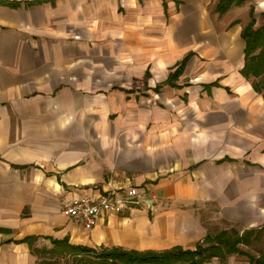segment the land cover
I'll list each match as a JSON object with an SVG mask.
<instances>
[{
	"label": "crops",
	"instance_id": "0c3cea01",
	"mask_svg": "<svg viewBox=\"0 0 264 264\" xmlns=\"http://www.w3.org/2000/svg\"><path fill=\"white\" fill-rule=\"evenodd\" d=\"M1 1L19 5L0 4V264L55 241L193 248L206 210L264 223V97L241 72L264 0L222 15L219 0ZM127 186L153 199L91 229L61 213Z\"/></svg>",
	"mask_w": 264,
	"mask_h": 264
},
{
	"label": "trees",
	"instance_id": "16d2710c",
	"mask_svg": "<svg viewBox=\"0 0 264 264\" xmlns=\"http://www.w3.org/2000/svg\"><path fill=\"white\" fill-rule=\"evenodd\" d=\"M41 1V0H40ZM248 0H219L216 11L222 15L233 5L240 6ZM30 2L29 4H31ZM0 4L18 6L19 3H10L0 0ZM264 15V14H263ZM252 16V9L250 11ZM254 19L244 27L241 36L245 41V64L242 74L247 79H253L252 86L264 97V23L257 29L254 28ZM189 53L171 73L169 83L183 73L190 58ZM262 228L246 229L242 234L237 230H222L215 235H207L194 249L175 247L165 251H133L115 248L111 250L94 251L80 246H69L67 250H60L64 241H55L54 247L49 250L50 258L60 255L61 257H72L76 264H205L211 259H219L225 262L229 256L234 254H247L240 249V245H250L251 238H260ZM248 255V254H247ZM252 264H264V254L259 257L248 255ZM53 264L52 261H48Z\"/></svg>",
	"mask_w": 264,
	"mask_h": 264
},
{
	"label": "built area",
	"instance_id": "2783aa9c",
	"mask_svg": "<svg viewBox=\"0 0 264 264\" xmlns=\"http://www.w3.org/2000/svg\"><path fill=\"white\" fill-rule=\"evenodd\" d=\"M151 193L135 186L101 192L97 196H84L63 204L61 213L65 217L81 222L86 229L93 228L106 213L120 214L142 203L151 202ZM205 264H236L211 259Z\"/></svg>",
	"mask_w": 264,
	"mask_h": 264
},
{
	"label": "rangeland",
	"instance_id": "374dc122",
	"mask_svg": "<svg viewBox=\"0 0 264 264\" xmlns=\"http://www.w3.org/2000/svg\"><path fill=\"white\" fill-rule=\"evenodd\" d=\"M261 21H264V18H261ZM251 83L253 82V79L249 80ZM213 211H205L204 216L202 220L208 225V232L207 234L215 235L219 233L222 230H231L235 229L240 234H242L246 229H244L240 224L238 223H232L228 222L226 220H221L213 217ZM262 228L260 233V238L255 239L251 238V244L250 245H240V249L247 253L250 256L253 257H259L260 255L264 254V223L261 224L258 227H254L253 229L259 230ZM189 248V249H194ZM247 254H234L228 257V259L225 262L230 263H236V264H252L250 261V258ZM48 261H52L53 264H76L75 260L72 257H61L60 255L50 258L48 255H40L39 259L37 261V264H49Z\"/></svg>",
	"mask_w": 264,
	"mask_h": 264
}]
</instances>
